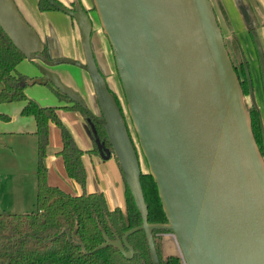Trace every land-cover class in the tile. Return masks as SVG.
Listing matches in <instances>:
<instances>
[{"label": "water", "instance_id": "obj_1", "mask_svg": "<svg viewBox=\"0 0 264 264\" xmlns=\"http://www.w3.org/2000/svg\"><path fill=\"white\" fill-rule=\"evenodd\" d=\"M45 1L74 20L83 62L46 57L48 45L14 0H0V28L26 60L41 62L40 77L29 85L50 83L104 130L142 222L121 239L102 233V247L112 246L130 260L134 250L127 237L143 231L152 264H160L152 232L171 231L184 264H264V129L261 153L212 1L91 0L165 215V223L155 224L147 220L140 159L128 125L92 51V20L78 1L73 10ZM254 41L264 91V54ZM242 60L250 101L258 107L243 55ZM57 64L88 74L96 113L47 69Z\"/></svg>", "mask_w": 264, "mask_h": 264}, {"label": "trees", "instance_id": "obj_2", "mask_svg": "<svg viewBox=\"0 0 264 264\" xmlns=\"http://www.w3.org/2000/svg\"><path fill=\"white\" fill-rule=\"evenodd\" d=\"M38 8L41 12L58 11L45 0H38ZM92 9L94 10L93 7ZM71 20L74 22L72 18ZM236 45L239 47V44ZM43 54L46 56V50ZM24 59L23 54L13 46L0 28V103H24L20 114L33 117L37 139L35 210L21 214L0 213V264H152L143 231H137L127 237V243L134 250V256L130 260L112 246L102 247L104 243L102 233L110 240L121 239L126 231L141 224L140 213L126 186L124 211L119 208L110 210L102 193H86V172L82 162L84 151L77 146L62 124L57 111L58 109L76 110L83 115L92 139L91 153L98 156H110L113 153L104 130L88 116L84 108L72 103L68 97L53 87L51 89L58 100L68 105L41 106L29 98L25 89L32 78L17 71L18 64ZM240 68L243 92L244 95H248L242 63ZM114 96L127 124L119 99L115 94ZM244 104L251 118V129L255 140L262 153L263 124L259 107H255L252 103L247 104L245 98ZM8 120L7 114L0 113V121ZM49 123H54L59 129L62 149L58 155L63 161L67 177L80 186L82 190L80 195L50 186L47 182V168L44 161L49 143ZM140 181L148 211V222L165 223V215L151 175L142 171ZM161 232L172 233L171 231L152 232L159 263L184 264L178 256L163 258L156 242V235ZM78 242L83 245L85 251Z\"/></svg>", "mask_w": 264, "mask_h": 264}, {"label": "crops", "instance_id": "obj_3", "mask_svg": "<svg viewBox=\"0 0 264 264\" xmlns=\"http://www.w3.org/2000/svg\"><path fill=\"white\" fill-rule=\"evenodd\" d=\"M19 11L37 32L40 39L48 45V48H54L55 53L52 58H68L83 62V54L80 44V35L78 28L71 18L60 11H44L38 8V0H14ZM59 3L70 6L75 0H57ZM214 12L223 33V37L232 40L231 43L239 44V50L245 58L253 82L256 102L258 104L261 120L264 129V97L263 86L260 73V65L257 56L254 37L257 38L264 54V0H211ZM84 9L90 11L93 7L91 0H79ZM94 15V13H92ZM91 14V16H92ZM93 22L92 32L94 41L91 43L94 54L102 57L98 59V64L107 73L106 80L109 88L112 79L116 75L115 68L112 69L108 62L111 53L110 46L105 42L106 37L103 35L97 18ZM97 24V25H96ZM225 41V40H224ZM109 49H108V46ZM107 51V52H106ZM102 52V53H101ZM106 53V54H105ZM107 55V57H106ZM79 77L84 84L83 98L89 109L96 113L94 93L88 74L78 68ZM36 77V76H35ZM40 77V76H38ZM117 77V76H116ZM37 78V77H36ZM109 82V83H108ZM32 86V85H31ZM28 95L27 89H25ZM32 99V98H31ZM35 100V99H33ZM59 101V100H58ZM38 103V102H37ZM42 106V104L38 103ZM68 105L64 102L57 103L62 107ZM24 103L20 102L15 106H9L12 118L9 116L8 121H2L7 124H1L0 121V138H4L3 145L11 143L12 149L10 155L6 152V162L4 175H0V191L5 187L11 188L14 185L9 197L14 204L35 207L36 204V170H37V139L35 136L36 124L31 116H21L20 112ZM3 112V111H2ZM58 117L62 124L67 128L73 137L77 146L84 151L82 162L86 172V193H102L106 199L110 210L119 208L124 211V180L117 161L109 155L98 156L92 151V139L90 136L89 126L83 115L76 110L58 109ZM58 130V138L54 140L52 133ZM9 139L11 141H7ZM61 139L59 129L54 123H49V143L46 148L45 166L47 168V182L50 186H56L66 192L60 182L56 181L59 177H65L66 173L61 157L58 153L61 151ZM18 151V154H17ZM5 152V150H4ZM27 152V153H26ZM8 158V160H7ZM11 160V161H10ZM27 163V164H26ZM31 166V177H26V184L23 179L25 167ZM22 180H18V174ZM29 174V173H27ZM67 176V175H66ZM72 186L71 194L80 195L82 190L73 180L67 178ZM6 191V190H5ZM17 208V207H16Z\"/></svg>", "mask_w": 264, "mask_h": 264}, {"label": "rangeland", "instance_id": "obj_4", "mask_svg": "<svg viewBox=\"0 0 264 264\" xmlns=\"http://www.w3.org/2000/svg\"><path fill=\"white\" fill-rule=\"evenodd\" d=\"M92 18L95 22V19H96L95 12H94V15L92 14ZM224 40H225L226 47H227L226 49L229 53V56L231 58L233 65L238 67L239 70L241 71L240 63H242V65H243L242 52L239 50L237 45L231 43L232 40H229L228 38H225V37H224ZM90 41H91V43H93V41H94L93 35H91ZM105 42L107 44V42H108L107 39H105ZM108 49H109V46H108ZM54 53H55L54 48H52V50H51V48H47L46 57L52 58L51 55ZM106 57H107V55H106ZM95 58L97 59V61H98V59L99 60L102 59V57L97 56L96 53H95ZM107 59H108V62L110 64V67L112 69H114L115 64H114V60H113L111 53L109 54V57ZM41 65L42 64L40 61H37V60L29 61V60L24 59L18 64L17 71L23 75H26L27 77H31L32 79H34V78L41 75V73L39 71V68ZM98 66L101 69V71H102L101 73L104 75L105 79L106 80L108 79V81H109L110 76L107 77V73L104 71V69L100 65H98ZM47 69L50 72L57 74L64 85H66L67 87L78 92L83 97V95H84L83 94L84 93V84H83L82 78L79 77L78 67L73 66V65H69V64H57V65H54L51 67H47ZM115 72H116V69H115ZM114 76H115V78H113L112 82H111V87H113V90L111 88H110V90L119 99L124 117L126 119V122H127L128 128H129L130 135L132 137V140L134 142V145L136 147V150H137V153H138V156L140 159L141 170L146 173L147 172V166H146L145 160L141 154V151L139 149L135 132L132 128L129 116H128L127 111H126V102H125L124 95H123V92H122V89L120 86L119 79H118V77H116L117 73ZM51 87H52V85L50 83L46 84V85L35 84L32 86L31 85L27 86L26 89L28 91V95L30 94L29 96L32 99H35L36 102L42 104V106L56 105L57 103H59V101H58V98L56 97V95L54 94V92L52 91ZM245 101L247 104L251 103L249 95H245ZM18 103H20V102L0 103V113L7 114L10 116V118H12L11 111L9 112L8 108H10L13 105L15 106ZM4 123L5 122L1 121V124H4ZM5 124H7V123H5ZM57 134H58V130L56 129V131H54V133H52V136H53L52 138L54 140H57V138H58ZM6 140L11 141L9 139H6ZM3 142H4V138H0V175H4V174H1V173H4L1 171H4L3 165L5 166V162H6V152L10 155V152L12 150V149L8 148V147L12 148L10 142H8V145H6V146L3 145ZM36 146H37V144H36ZM4 150H5V152H4ZM17 154H18V151H17ZM110 157H113L115 159L113 153L110 155ZM7 160H8V158H7ZM36 162H37V158H36ZM44 163H45V161H44ZM27 173H29V174H27ZM24 174L25 175L23 176V179H24L25 184H26V177L27 176L31 177V166H30V168L25 167ZM19 175L20 174H18V180H22L19 177ZM67 178L68 177L65 175V177H62V179L58 177L56 179V181L60 182L62 187L64 189H66L67 191H69V193H70V191L72 190V186L70 185V181ZM13 187H14V185H12L11 188L8 185V187H5L6 191L5 190L0 191V213L21 214V213H27L30 211H34L35 207H31L29 204L27 206L24 205L22 207H20L19 204L12 206V204H14V203L10 199L9 195L15 191V189H13ZM124 198H125V187H124ZM156 242L160 248V251H161L163 258H165L167 256L174 255V256H178L182 259L178 243H177V241H176V239L172 233H170V232L158 233L156 235Z\"/></svg>", "mask_w": 264, "mask_h": 264}, {"label": "flooded vegetation", "instance_id": "obj_5", "mask_svg": "<svg viewBox=\"0 0 264 264\" xmlns=\"http://www.w3.org/2000/svg\"><path fill=\"white\" fill-rule=\"evenodd\" d=\"M75 1H78V2H79V0H75ZM74 4H75V2H73L72 5L67 6V7L73 10V9H74ZM79 4L81 5L80 2H79ZM81 7H82V9H83V10H84V11L90 16V18H91V17H92L91 14L94 13V10L91 9L90 11H88V10L84 9L82 5H81ZM92 26H93V22H92ZM90 42H91V41H90ZM91 46H92V45H91ZM92 51H93V49H92ZM93 54H94V52H93ZM94 57H95V54H94ZM95 60H96L97 65H99L98 62H97V59H96V58H95ZM234 67H235V70H236L237 74L239 75V78L241 79V71L239 70L238 67H236V66H234Z\"/></svg>", "mask_w": 264, "mask_h": 264}]
</instances>
